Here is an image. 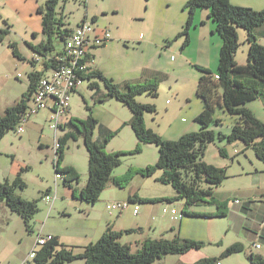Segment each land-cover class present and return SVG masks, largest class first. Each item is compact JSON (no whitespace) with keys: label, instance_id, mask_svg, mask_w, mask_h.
<instances>
[{"label":"rangeland","instance_id":"obj_1","mask_svg":"<svg viewBox=\"0 0 264 264\" xmlns=\"http://www.w3.org/2000/svg\"><path fill=\"white\" fill-rule=\"evenodd\" d=\"M230 1L233 4L250 6L256 10L264 8V0ZM45 2L46 0H0V37L3 30L9 29L8 33L0 39V114L5 113L7 108L14 105L27 91L29 74L35 63L31 61L32 45L28 44L31 43L29 41L33 37V32L25 26L27 22L31 23L35 20V16L39 13L38 8L44 7ZM186 2L187 0H151L150 2L146 0H60L57 8L58 18H64L66 26H75L83 19H88L89 21L96 20L100 28L110 30V40L95 50L94 64L107 77L120 84L121 88L125 89L127 82L139 81L142 71L146 69L158 70L159 75L163 77V79L161 77L163 82L158 88V95L142 93L137 96V99L143 104L156 106L155 112L147 113L148 123L163 131L168 137L160 134L163 138L172 140L178 139L185 133L186 125L191 128L194 118L202 111L204 102L196 94V87L202 72L198 66L217 71L223 43L222 37L216 31V24L214 23L215 26L212 27L210 24L203 23L206 22L205 16L197 25L195 22L192 27H189V42L184 45L185 35L177 38L188 20ZM238 30L240 43L235 60L238 64H244L248 59L249 41L245 29ZM53 42L56 47L61 48L63 45L57 36H54ZM12 44H15L18 55L13 53ZM18 72L22 73L21 77H18ZM93 80L98 81L100 94L106 92L105 84L99 78L94 76L91 80L85 79L78 91L72 94L67 121L62 122L63 128L58 129L56 134L50 119L53 111L46 106L31 117L30 121L25 124L23 132L18 133L15 128L0 140V182L5 179L13 181L17 175H20L26 186L16 188L15 192L24 199L39 201V211L30 221L33 231L28 229L18 212L12 211L5 201H0V264H23L25 257L35 245L36 235L41 231L50 233L57 230L63 235H68L84 220H92V217H88L86 213H80L79 208L70 204V201L75 200L72 195L73 188L82 189L87 184L89 152L82 134L77 131V128L66 123L70 119H86L92 112L100 124L117 130L121 122L130 120L132 116L128 105L116 98L111 97L103 103H98L96 99L100 94H96V89L90 87ZM251 106L254 111L250 110L254 113L264 115V106L260 100ZM216 116L222 120V123L221 125L214 123L215 125L212 124L211 128L225 133L230 132L237 116L226 112L219 105L216 107ZM32 122H36V125L31 128ZM149 128L155 130L152 127ZM70 130L74 131L77 136L71 138L66 144L61 166H73L78 170L79 182H74L73 188L66 185L64 177L57 179L55 168V163L59 159L54 148L56 137L60 139L66 131ZM99 130L100 127L95 130L97 138L102 136ZM134 131L131 126H125L110 140L106 147L107 151L129 152L136 149L139 143ZM242 150L240 155L229 156L225 159L224 164L226 165H222L227 172V179L223 182L224 189L248 185L251 181L257 183L264 179L261 173L263 163L256 158L254 148L251 147L248 151L243 148L240 151ZM213 152V150L209 151V160H214ZM158 160L159 148L154 143L143 148L140 153L122 156V161L115 168L113 177L126 173L131 167L143 168ZM220 160L224 162V159ZM154 174L151 177L136 174L133 180L124 187L117 186L110 180L100 195L95 211L101 215L104 213L110 215V211L106 208L108 202H129L128 194L134 185L142 195L141 199L177 198V191L174 187L158 181L159 177ZM46 193H51L55 200L51 202L47 200ZM153 195L164 197H151ZM132 204L123 214L114 211L110 216L120 222L128 223L136 217L132 212L134 206ZM165 204L166 201L145 205L139 202L141 210L145 206H151L152 215H155L158 223L163 219L162 215H168L162 212ZM204 206H195L190 211L205 208ZM170 207L173 206L170 204ZM174 207L180 213H184L185 202L177 200ZM207 208L214 207L210 205ZM183 218L185 221L188 220L187 228H183V234L180 231L183 237H185L184 234L203 237L209 226L211 229H218L217 223L220 221L224 223L221 227L223 236L228 233L227 219L202 220L187 217L186 214ZM199 221L204 226L197 227L189 224L199 223ZM178 222L180 220H174L176 230L179 228ZM232 236L236 238V233H229L228 239ZM239 236L245 237V232L242 231ZM185 238L200 240L192 237ZM203 242L204 246L201 249H193L188 253L180 254L168 253L153 264H197L196 262L202 258L217 257L221 254L220 243ZM41 248L42 246H39L36 251L38 252ZM228 259L230 264H250L243 253L234 254ZM66 264H84V260L78 258Z\"/></svg>","mask_w":264,"mask_h":264},{"label":"trees","instance_id":"obj_2","mask_svg":"<svg viewBox=\"0 0 264 264\" xmlns=\"http://www.w3.org/2000/svg\"><path fill=\"white\" fill-rule=\"evenodd\" d=\"M149 1V0H146ZM60 0H46L44 7L38 8L43 17V33L47 38L32 45L35 51L42 52L47 49H56L53 42L54 36L60 41L65 38L69 28L61 29L65 24L63 18H58L57 8ZM198 8L210 9V16L216 23V31L223 39L220 57L218 58V71L215 73L204 66H198L202 71L196 94L203 100L202 111L194 118L200 124L197 131L185 132L178 139L163 138L157 131L146 125L144 116L146 113L155 112L154 104H143L137 96L148 93L158 95V88L162 79L159 73L139 80L134 83H126L125 89L114 79L107 77L99 68H95L89 77H97L104 82L106 92L100 94L97 80L91 82L90 87L96 89L98 103H103L109 98H116L132 111L130 120L125 121L117 130H112L100 124L91 112L86 119H70L68 124L77 128L82 134L85 146L89 152V177L86 186L81 190L74 187V182H79V172L73 166H61L64 159L65 146L71 138L77 134L74 131L65 132L60 138L61 144L58 149L59 159L55 163L57 171L63 173L66 185L73 188L74 196L83 201L97 203L103 190L106 189L110 180L117 186H127L136 174L150 177L156 171L162 170L163 174L157 179L162 183L171 184L178 192L177 198L185 201L183 214L193 216H211L190 211V208L200 203H215L218 206L216 216L226 215L223 210L226 203L216 200L215 187L223 184L227 179L225 167L204 160L205 148L213 142L226 139L228 142H244L248 148L253 147L258 159L264 163V121L259 118L247 106L256 100H264V45L258 41L257 29L264 24V8L256 10L250 6H240L231 3L230 0H187L185 9L188 10L186 26L178 34L177 38L185 35L184 45L189 42V27L194 24V15ZM245 29L249 41L248 59L244 64H238L235 60L239 48L238 29ZM9 29L2 31V37ZM14 54L18 55L15 44L11 45ZM31 83L28 90L14 105L0 114V140L17 127L20 113L24 112L28 100L35 89V85L41 77L39 70L29 74ZM88 77V78H89ZM89 78V79H90ZM220 106L226 112L237 116L231 126V131L225 133L211 128L212 124L221 125L222 120L216 116V107ZM89 107V106H87ZM130 125L142 143H155L159 148V160L146 167H131L126 173L114 176L115 168L121 163L122 156L140 153L141 145L133 151L109 152L106 147L124 125ZM214 124V125H215ZM100 127L101 138L95 137V130ZM223 153V149H219ZM26 183L17 175L13 181L5 179L0 182V201H5L7 206L14 212H18L25 221L28 229L33 231L31 219L39 211L38 200L24 199L15 192L16 188H23ZM131 202H151L156 199H141L134 194L129 197ZM137 229L114 230L110 226L96 242H91L82 252H74L60 246L57 240L43 246L37 253L36 264H66L76 259H83L84 264H153L166 254L188 253L193 249L202 248L204 242L188 239L177 234L170 238H151L144 240L141 249L134 251L129 244L121 241L124 233H132ZM244 245L236 242L229 245L222 254L215 257H205L198 260L197 264H218L228 255L243 251ZM251 264H264V257L260 254L248 255Z\"/></svg>","mask_w":264,"mask_h":264},{"label":"crops","instance_id":"obj_3","mask_svg":"<svg viewBox=\"0 0 264 264\" xmlns=\"http://www.w3.org/2000/svg\"><path fill=\"white\" fill-rule=\"evenodd\" d=\"M150 1L151 0H149L147 2H150ZM64 8H65V6H64ZM210 12H211L210 9L198 8L197 11L195 12V15H194V23L196 22V25H197L198 22L202 21L201 19H203V17L205 16L206 22H203V23H205L206 25L210 24L212 27H214L216 23L211 18ZM32 16H34V14ZM63 22H65L64 18H63ZM94 22H97V21L94 20ZM42 23H43V17L40 14V12L38 13V16H35L34 21H31V23H28V22L26 23L25 28L30 29V31L33 32V37L29 41L31 43H28V44L37 45L38 43H41L42 41H44L47 38V36L43 33ZM74 27H76V25L75 26L63 25L61 27V29H65V28L73 29ZM100 29H103V28H100ZM212 34L214 35V33H212ZM246 35H247V32H246ZM257 35L259 38L258 41L263 44V41H264V24L261 27H259V29H257ZM30 45H29V47H30ZM56 49H60V47H56ZM95 50H96V48H95ZM95 50L93 52V55H91L92 56V70L87 75V79L90 78L89 75L96 68V66L94 64ZM34 51L35 50L32 48L33 53H34ZM33 53H32V55H33ZM24 58L26 59V57H24ZM37 70H39V72H41V75H43L46 72V71H44V67L42 65L33 64L32 68H31V72L37 71ZM217 71H215V73ZM156 73H159L158 70L146 69L145 71H142L141 78L138 80H143V79L145 80V79L153 76ZM29 79H30V76H29ZM162 79H163V77H162ZM89 80H91V78ZM29 83H31V79L29 80ZM29 83H28V87H29ZM27 90H28V88H27ZM258 100H260L262 102V106H264V100L263 99H256V100L247 104L249 109H252L251 104H253L254 102H256ZM149 113H153V112H149ZM255 114H256V112H255ZM256 115L259 118L263 119V121H264V117H263L264 115L263 116H261L260 114H256ZM146 116H147V113L145 115L146 124L149 127H152L156 131H158V133L161 134L163 137L168 138L167 136H165L163 131L158 130V128L154 127L152 124H149ZM151 119L153 121L155 120L154 118H151ZM124 122H121L119 128L122 126V124ZM66 124H68V123H66ZM34 125H36V122H32L31 128ZM102 125H104V124H102ZM127 125L128 124L124 125V127ZM128 126H130V125H128ZM188 126L189 125L185 126V132L198 130L200 128V124L198 122H196L195 120H194V123L192 124L191 128H188ZM105 127H108V126H105ZM108 128H110V127H108ZM227 133H229V132H227ZM137 140H138L139 145L142 144V146H141L142 151H143V148L145 149L147 146H151L153 144V143H142L139 141V139H137ZM220 148L223 149V153L220 152V150H219ZM243 148L247 149V151H248V149H250L242 141H237V142L233 143V142H228L226 139H224V140H218L217 139L215 142L209 144L207 146V148H205V152H204L203 157H204V160L207 161L208 163H212V164L217 165L218 167H222V165H226V164H224V163H226L225 159H227L229 156L233 157L232 154H234L235 156L240 155L243 152V150L242 151H240V150ZM212 150L214 151L213 152L214 160H209L208 153H209V151H212ZM256 158H257V156H256ZM220 159H222V160L224 159V162L221 161ZM258 160H260V159H258ZM260 162H262V161L260 160ZM241 164H242V162H241ZM262 165H263V168H261L262 169L261 173L263 174V177H264V163ZM155 174H154V176L160 177L163 174V171L159 170ZM163 184H168V183H163ZM84 187H82V189ZM79 189H81V188H79ZM72 192H73V190H72ZM134 194H137L138 196L142 197V195L139 194L138 189L136 188L135 185L133 186L131 191H129L128 199L130 196H132ZM72 195H73V198L75 200L70 201V204H72V206H74L75 208H79L80 213H86L88 217H90V218L92 217V220H89V221L84 220V222L81 223V225L80 224L77 225V227H75L74 230L71 231L70 234H68V235H63L57 230H53L50 233L57 236L56 240L60 246L63 245L64 247H67L69 249H73L74 252H82L83 250H85V248L91 242H96L100 238V236H102L105 233V231L108 229L109 226L112 229L119 230V231L131 229V228L137 229L136 231H134L132 233H126V234L124 233V235L121 236V241L125 242L126 244H129L134 251H137L138 249L140 250L144 240L148 237L155 238V239H159V238H170V239H172L177 234H179V235H181V233L183 234V228L184 227H185V229L187 228L186 225H187L188 220L185 221L183 218L180 220V222H178L179 228H178V230H176V226L174 225L175 219L172 218L171 213H169V212L164 213L162 211L164 214H168V215H162L163 219L160 220L161 221L160 223H158V220L155 218V215H152L153 210L150 208L151 206H145L142 208V210H141V206H140L139 213L138 214L133 213L136 216L134 219H132L128 223L125 221L120 222V220L112 218L110 215H113V214H111L110 212H109L110 215L107 213H104V215H101L98 213V211H95V208L98 205L97 203H99L100 199L97 203L96 202L92 203V202H87V201L81 200L80 198L74 196L73 193H72ZM214 196H215L216 200L226 203V205L223 209V210H226V212H227L226 215H224V216L213 215L212 216V214L217 213L218 206L215 203H200V204H196L195 206H201L202 207L205 205L204 206L205 208H202V209L199 208L198 210H195V211H197L201 214H208L209 213V214H211V216H202V217L201 216H193V215H186V216L191 217V218H198V219L200 218L202 220L203 219H210V220L211 219H216V220L227 219L229 222L228 230H227L228 233H226L225 236H223V234L221 232V227L223 226L224 223L222 221H220L217 223L218 229L217 228L211 229L209 226L208 231L205 232L203 237L196 236L195 234H193V235L192 234H189V235L184 234V236L185 237H192V238H199L200 240L208 241V242H218V243H220L219 246H221V248H222V250L220 252L221 254L229 245L231 246L232 244H234L236 242H241L244 245V249H243V251L235 253V254L243 253L245 255V257L247 258V260H248V255L251 253L260 254L261 256L264 257V179L260 180L257 183H253V181H251L248 185H246V184L239 185L237 187L229 188V189H224L223 184H222L218 187H215ZM151 197H164V196L153 195ZM236 199H240L241 202L236 203L235 202ZM177 200H182L183 202H185L183 199H178V198L173 197V199L172 198H170V199L163 198L157 202L151 201V202H144V203L140 202V203L145 205L148 203H154V202L155 203H162V202L166 201V204L164 205V207L170 206V204H171V206H173L171 208H175L174 204H175V201H177ZM210 205H213L214 208L208 209L207 207ZM195 206H193L190 209H193ZM216 220H215V222H216ZM200 223H202V222L199 221V223H189V224H192V226L196 225L197 227L204 226L203 224H200ZM180 231H181V233H180ZM242 231L245 232V237L239 236V234ZM229 233L230 234L236 233V238L234 236H232V238L228 239ZM257 243H259L261 245V248L255 246V244H257ZM254 249H257V250L254 251ZM232 255H234V254H232ZM232 255H228L227 257L222 259L221 264H225V263L230 264V260L228 258H229V256H232Z\"/></svg>","mask_w":264,"mask_h":264},{"label":"built area","instance_id":"obj_4","mask_svg":"<svg viewBox=\"0 0 264 264\" xmlns=\"http://www.w3.org/2000/svg\"><path fill=\"white\" fill-rule=\"evenodd\" d=\"M99 29L100 27L96 22L83 19L81 23L65 34V38L62 40L63 45L60 49H47L42 52L34 51L31 61L42 65L46 74L41 75L28 100L26 110L20 113L19 122L16 127L18 133L23 132L25 124L30 121L31 117H34L46 106H49L53 111L50 119L55 134L62 127V122L67 121V115L70 112L69 101L72 94L79 89L92 70L91 55H93L95 48L105 45L111 38L109 29ZM17 75L21 77L22 73L18 72ZM60 144V139L56 137L54 144L56 155ZM56 177L57 179L63 178V173L57 171ZM45 197L50 202L55 200V198H52L51 193H46ZM235 202L240 203L241 200L236 199ZM130 204L134 205L133 213L138 214L141 206L138 201H109L106 208L111 214L114 211L122 214ZM162 211L164 213H171L174 219L181 220L184 217L182 212L180 213L178 209L171 208L170 206L163 207ZM55 240V235L42 231L39 232L36 235L35 245L27 254L23 264H36L38 253L36 249ZM255 246L261 248L259 243L255 244ZM218 264H221V262Z\"/></svg>","mask_w":264,"mask_h":264},{"label":"bare ground","instance_id":"obj_5","mask_svg":"<svg viewBox=\"0 0 264 264\" xmlns=\"http://www.w3.org/2000/svg\"><path fill=\"white\" fill-rule=\"evenodd\" d=\"M70 113V112H69Z\"/></svg>","mask_w":264,"mask_h":264}]
</instances>
